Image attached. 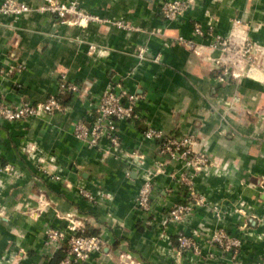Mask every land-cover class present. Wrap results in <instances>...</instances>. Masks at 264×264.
I'll return each instance as SVG.
<instances>
[{"label": "crops", "instance_id": "crops-1", "mask_svg": "<svg viewBox=\"0 0 264 264\" xmlns=\"http://www.w3.org/2000/svg\"><path fill=\"white\" fill-rule=\"evenodd\" d=\"M166 1L80 0L85 12L102 20L86 26L42 12L0 14V101L44 102L58 94L62 74L83 87L54 116L0 120V264H54L47 226L101 235L105 248L89 264L264 262V0H190L174 24L160 13ZM196 24L205 31L211 24L210 35L196 36ZM180 37L197 49L179 43ZM217 37L229 39L236 51L253 43L257 65H233L211 48ZM16 65L23 72L2 74ZM226 67L231 77L221 82ZM117 84L144 98L136 106L138 119L119 126L124 153L115 159L79 141L74 126L91 123L98 97ZM148 127L176 137L195 135L197 149L210 157L209 170L196 178L209 205L185 223L163 226L166 212L182 201L177 162L156 180L153 222L135 208L142 170L126 157L137 152L146 167L153 165L158 146L143 137ZM7 166L14 173L5 172ZM222 230L242 244L236 260L206 247L209 236ZM179 231L199 242L202 256L179 253Z\"/></svg>", "mask_w": 264, "mask_h": 264}, {"label": "built area", "instance_id": "built-area-1", "mask_svg": "<svg viewBox=\"0 0 264 264\" xmlns=\"http://www.w3.org/2000/svg\"><path fill=\"white\" fill-rule=\"evenodd\" d=\"M190 7V0H169L161 4L160 13L166 22L174 24L180 22ZM35 12L49 13L63 23L78 26H86L93 22L102 21L99 17L85 12L81 8L80 0H69L68 2L45 0L44 6L39 8H34L17 0H6L0 5V14L4 15L21 17ZM118 26H123V24L118 23ZM211 29H213L211 24H209L206 31L201 24H196L194 25V34L205 37V35H210ZM177 41L192 50H196L198 47L192 40L189 41L180 37ZM211 48L229 56L230 61L235 66L241 62H245L251 67L257 65V59L253 57L256 52L253 43H247L244 48L236 51L231 47L229 39L217 37ZM258 50L262 51L261 48H257ZM141 52L143 54L144 51ZM221 62L222 60L216 61L218 67ZM24 69L23 65H16L3 71L2 74L21 73ZM229 77H231V70L226 67L222 71L220 81L225 82ZM82 91L83 87L81 85L69 81L67 76L62 74L58 94L49 97L44 102L37 104L23 102L20 105H13L4 100L0 101V120L18 122L40 115L54 116L63 111L64 98L78 96ZM143 98V95L129 93L121 84L111 85L98 97L94 104L95 116L93 121L91 123L78 122L75 124V137L90 148L102 150L105 156L119 158L121 156L119 155L120 152H123L119 126L123 122L138 119L136 106ZM143 137L157 144L158 158L152 166L146 167L145 161L139 153L131 152L128 157L125 156L133 165L142 170L143 183L135 199L137 213L147 223L153 222L155 219L154 188L156 180L166 173L167 168L172 163L177 162L181 164V171L176 174V177L182 190V201L166 212L163 226L185 223L196 210L209 205L207 199L197 189L196 178L199 174L209 170L212 165L210 157L205 151L197 149L198 139L195 135L176 137L166 135L163 131L153 127H148L143 132ZM104 142L107 143L106 148L103 146ZM44 170L46 174H50L48 170ZM4 171L14 173L11 166L5 167ZM53 179L60 181L61 178L55 175ZM79 194L90 203L95 202L94 196L86 190L80 189ZM45 235L46 246L51 251V259L55 261L57 256H61L58 264H89L92 257L103 252L105 248V241L101 235H87L84 230H79L75 226H69L66 229L47 226ZM176 240L181 255L202 256L203 249L193 236L184 231H179L176 234ZM241 246L239 240L232 238L223 230L209 236L206 242L207 248L216 247L224 252L232 253L235 260ZM255 264H264V262L260 261Z\"/></svg>", "mask_w": 264, "mask_h": 264}, {"label": "trees", "instance_id": "trees-1", "mask_svg": "<svg viewBox=\"0 0 264 264\" xmlns=\"http://www.w3.org/2000/svg\"><path fill=\"white\" fill-rule=\"evenodd\" d=\"M67 98H69V96L66 97V98H64V100L67 99ZM64 100H63V101H64ZM85 234H87V235H97L96 233H92V234L90 233V234H89L88 232H85ZM60 258H61V256H57L56 260L54 261V264H58Z\"/></svg>", "mask_w": 264, "mask_h": 264}]
</instances>
